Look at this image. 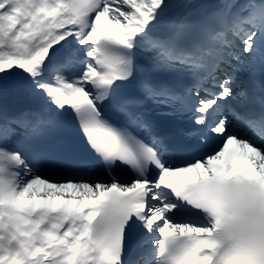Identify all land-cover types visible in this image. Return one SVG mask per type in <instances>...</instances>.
<instances>
[{
  "label": "snow or ice",
  "instance_id": "1",
  "mask_svg": "<svg viewBox=\"0 0 264 264\" xmlns=\"http://www.w3.org/2000/svg\"><path fill=\"white\" fill-rule=\"evenodd\" d=\"M9 88L0 264H264V0H0Z\"/></svg>",
  "mask_w": 264,
  "mask_h": 264
},
{
  "label": "bare ground",
  "instance_id": "2",
  "mask_svg": "<svg viewBox=\"0 0 264 264\" xmlns=\"http://www.w3.org/2000/svg\"><path fill=\"white\" fill-rule=\"evenodd\" d=\"M21 92L17 89L9 88L7 93L0 92V105L7 106L13 99L16 98Z\"/></svg>",
  "mask_w": 264,
  "mask_h": 264
}]
</instances>
